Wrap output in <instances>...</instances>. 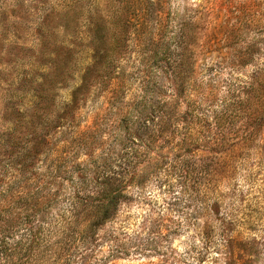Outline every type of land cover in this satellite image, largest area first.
<instances>
[{
	"label": "rangeland",
	"instance_id": "rangeland-1",
	"mask_svg": "<svg viewBox=\"0 0 264 264\" xmlns=\"http://www.w3.org/2000/svg\"><path fill=\"white\" fill-rule=\"evenodd\" d=\"M120 2L0 0V133L9 127L5 121H15L14 139L32 146L30 183L47 180L46 190L54 194L41 223L39 260L30 264H264V126L251 151L204 157L211 183L190 207L173 193L150 188L148 202L130 201L93 232L79 234L83 223L60 217L68 215L65 197L75 186L69 184L58 198L59 155L73 150L75 163H81L90 149L77 152L78 141L69 147L66 139L95 127L100 132L90 140L106 139L110 122L102 121L104 97L97 90L81 102L74 127L59 115L84 67L101 59L106 42L114 44L103 19ZM135 12L126 43L108 56L127 82L128 98L140 81L174 89L162 68L174 58L186 64L182 79L192 103L202 105L210 85L219 106L231 87L242 89L255 79L264 83V0H137ZM236 59L244 64L221 63ZM8 174L6 181L12 169ZM195 207L202 210L190 218Z\"/></svg>",
	"mask_w": 264,
	"mask_h": 264
},
{
	"label": "trees",
	"instance_id": "trees-1",
	"mask_svg": "<svg viewBox=\"0 0 264 264\" xmlns=\"http://www.w3.org/2000/svg\"><path fill=\"white\" fill-rule=\"evenodd\" d=\"M131 6L133 11L129 9ZM135 11L137 0H122L109 18L103 19L108 22L109 35H114L111 39L114 44L108 47L106 42L99 48L101 59L84 67L80 84L64 104L63 115H59L74 127L81 102L92 90H97L104 97L102 121L110 122L106 139L90 140L91 134H99V127L92 133L89 128L79 130L66 139L69 147L78 141L74 146L77 152L81 146H89L87 159L75 163L73 150L62 152L58 158V198L67 192L69 184L75 186L65 197L70 202L68 215L61 213L60 217L71 225L83 223L79 234L102 228L117 218L122 206L130 201L148 202L146 192L150 188L173 193L175 201L184 199L190 207L201 200L202 192L211 183L210 165L204 157L251 151L258 145L264 126L263 82L255 79L242 89L231 87L228 100L219 106L215 86L210 85L205 102L192 103L185 93L182 76L187 67L181 58H174L162 67L174 89L156 80L152 87L150 81H140L139 91L128 98L127 82L117 75L114 60L108 61V56L116 54L117 48L126 43L137 16ZM117 31L120 36L115 37ZM221 63L239 66L244 61ZM183 103L186 108L181 107ZM5 123L12 131L6 128L0 133V264H30L39 260L41 223L54 194L46 190L47 180L30 183L35 178L27 171L32 146L20 145L19 136L14 139L17 128L14 120L10 118ZM30 142L36 143L35 139ZM9 169L12 175L6 181ZM201 210L195 207L189 217ZM174 212L178 217L184 215L180 210ZM19 231L22 233L17 235Z\"/></svg>",
	"mask_w": 264,
	"mask_h": 264
}]
</instances>
